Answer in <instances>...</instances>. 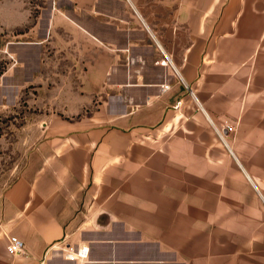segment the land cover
<instances>
[{"label": "crops", "instance_id": "crops-1", "mask_svg": "<svg viewBox=\"0 0 264 264\" xmlns=\"http://www.w3.org/2000/svg\"><path fill=\"white\" fill-rule=\"evenodd\" d=\"M0 31L70 80L0 156V264H264V0H0Z\"/></svg>", "mask_w": 264, "mask_h": 264}, {"label": "rangeland", "instance_id": "rangeland-1", "mask_svg": "<svg viewBox=\"0 0 264 264\" xmlns=\"http://www.w3.org/2000/svg\"><path fill=\"white\" fill-rule=\"evenodd\" d=\"M7 40L6 32L0 31V156L6 163L5 169H9L13 162L11 154H8L14 146V136L26 133V130L31 134L36 129L22 127L21 123L36 119L39 113L43 118L51 114L53 96H39L36 94L39 87H68L70 81L43 77L53 74L55 64L48 62L50 59H45L46 63H38L36 55L29 56L28 62L21 61L20 56L7 45Z\"/></svg>", "mask_w": 264, "mask_h": 264}, {"label": "built area", "instance_id": "built-area-1", "mask_svg": "<svg viewBox=\"0 0 264 264\" xmlns=\"http://www.w3.org/2000/svg\"><path fill=\"white\" fill-rule=\"evenodd\" d=\"M222 139L223 135L220 133ZM25 250L24 241L17 235H8L7 251L10 255H17L23 253ZM90 249L88 246H83L80 249L67 253V257L71 260L75 259H87L89 257Z\"/></svg>", "mask_w": 264, "mask_h": 264}]
</instances>
